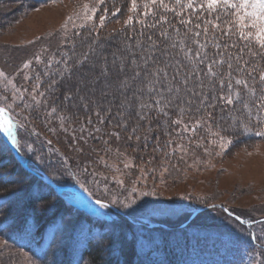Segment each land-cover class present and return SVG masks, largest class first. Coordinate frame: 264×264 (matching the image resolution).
<instances>
[{
    "label": "rangeland",
    "instance_id": "obj_1",
    "mask_svg": "<svg viewBox=\"0 0 264 264\" xmlns=\"http://www.w3.org/2000/svg\"><path fill=\"white\" fill-rule=\"evenodd\" d=\"M19 1L0 0V72L5 74L4 77H0V105L12 104L13 107L9 111L12 110L25 123L43 133L47 138L53 139L52 136H61L62 140L55 142L59 147H64L67 143L68 131L65 132L60 127V121L46 118V113L51 111L55 105L47 103L45 96L41 97L39 93L43 92L42 89L47 85L44 82L45 73L47 71L52 73V69L47 67L49 60L53 61L55 67L59 52L65 46L70 48L68 40L76 30L95 21V18L88 19V16L92 15L90 9L96 8V1L59 0L42 5ZM172 3L174 5V0ZM145 4L148 5L147 9ZM85 5L89 9L87 12ZM130 8H132V2H129ZM158 10L159 12L165 11L159 8L158 4L154 5L146 0L137 2L136 9L130 12L153 13ZM223 18V25L227 30L235 18ZM235 31L239 32V29ZM253 46H257L254 40L252 41ZM37 56L40 57L39 63L35 59ZM25 62H31L27 69L23 68ZM26 76L29 79H25ZM37 76L40 78V87L37 92L33 93ZM33 95L41 100L39 106H36L32 100ZM26 116L29 117L28 120L24 119ZM195 123L190 124L191 127ZM201 127L202 135L195 137L192 142H184L180 137H166L163 147L156 148L157 151H162L164 157L167 155L171 157L172 165L167 162L160 163L163 160L148 165L142 163L141 160H137L139 154L133 148L126 147L122 138L117 139L116 132L113 130L111 134L108 133L109 137L102 138V142H107V139L112 137L117 144V147H114L116 149L106 146L103 151L98 148L93 154L84 155L82 143H80L84 144V141L72 138L74 148H81L82 151L73 149L71 154L76 156L78 153V157H73L78 159V164L81 163L79 164L81 170L96 194L107 200L110 205L113 198L117 201L112 206L118 215V222L115 220V223L120 224L118 236H123L127 231L130 240L137 246L139 243L133 232L136 227L126 218L145 228L148 226L138 220L147 219L167 227L179 223L183 225L188 220V214L195 212L198 207L221 203L229 211L258 219L255 220L259 221L261 226L257 227L258 222L254 223L251 231L254 230V235L256 232L260 234L264 241V226L260 222V219L264 217V142L254 145L232 142L221 149L218 143H209L210 140L215 139L206 131L209 125L202 124ZM64 128H68L67 124H64ZM215 130L212 126V131ZM21 133L24 131L21 130ZM80 135L79 128L75 136ZM83 135L88 138V133L85 132ZM173 141L176 142L173 143ZM193 150L195 157L193 165L184 166L186 156ZM202 160L204 162L199 165L198 162ZM125 163L131 166L125 168ZM94 172L95 176L92 175ZM0 175L2 179L10 177L6 172ZM114 177L123 180V186L118 185ZM133 188L136 191L133 192ZM144 192L148 195H143ZM133 200L135 203H132ZM79 203L86 210H90L94 205ZM122 203L129 204V207H123ZM92 210L95 212L96 207H92ZM3 211L4 207L0 209V220L6 218L3 216ZM208 215L212 216L199 219L197 216L181 230L190 234L202 232L226 235L212 237L213 241L219 239L226 241L219 249L220 252L227 245L230 247L229 250L233 247L232 252L233 256H236V264H257L256 258L260 257V254L253 249L252 245L246 243L248 238L245 229L225 218L220 212L216 211ZM81 218L76 220L73 215H68L67 223L57 221L49 226L41 237L29 235L34 226L30 223L27 233L24 234L27 238L23 239L26 245H23L28 246L32 251L35 247L38 248V252L43 257V264H52L53 254L55 258L56 253L64 252V247L74 245L76 250L84 245L81 235L83 232L91 230L96 234L104 235L110 231L107 225H104L108 228L106 232L102 225H94L90 220ZM220 218L225 223L219 220ZM227 222L232 224H227ZM230 238L233 241L236 240L235 245L232 244ZM14 255H11L10 264L14 260ZM28 257L29 255H24L21 264H28ZM30 258L38 264L34 257ZM138 262L136 261L135 264ZM80 264L89 263L82 261Z\"/></svg>",
    "mask_w": 264,
    "mask_h": 264
},
{
    "label": "trees",
    "instance_id": "obj_2",
    "mask_svg": "<svg viewBox=\"0 0 264 264\" xmlns=\"http://www.w3.org/2000/svg\"><path fill=\"white\" fill-rule=\"evenodd\" d=\"M58 1L59 0H20L19 2H30L35 5H42ZM93 1H96L95 5L98 9L95 14V21L76 30L75 34L68 40L70 48L65 46L59 52L57 61L62 58L70 60L73 52L79 54L81 51H86L92 40L97 41L98 46H103L102 51L105 54H111L112 52L123 49L126 46H132L133 50H135L136 42L140 41L142 44H146L150 35L154 40L159 42L162 40V37L159 35L162 29L157 22L160 20L161 15H165L173 25H177L178 18L170 11L159 12L158 10L153 13H149L148 15L137 11V13L130 12L129 2H132V0ZM145 1L146 0H136V3ZM164 2L168 3L170 8L174 7L172 0H164ZM117 9H119V11H117ZM114 12L115 15H113ZM101 16L105 17L103 24H101L100 21ZM130 16L133 18L132 21L125 24V21L128 20ZM185 18H187V15H185ZM154 24H156L157 27H151V25ZM164 27L167 28L168 26L164 25ZM177 27L180 28L182 34L184 31L183 26L177 25ZM221 29L225 30L223 23L221 24ZM168 31L170 33L173 32L171 28H169ZM77 33L79 35H77ZM238 33L239 32L235 31V34L233 35L224 36L221 34L220 30H216L213 33L210 29L208 40H206L203 35L200 37L201 43L208 44V47L203 49V51H206L211 56L213 53L221 50L214 46L215 43L221 44L222 47L225 43H229L236 45V47L231 50L235 55L245 43H248L240 40ZM213 35L216 36L215 41L211 40ZM173 36L174 39L177 40L181 38L180 36H175V34H173ZM252 48L254 51H261L258 46H253ZM247 53L248 49H244V59L248 60L250 65L256 64L259 70H264V57L249 56ZM253 57L254 59H252ZM63 68L64 64L61 63L59 65L56 64L55 67L53 65L50 69H52L53 73ZM224 71H227L226 65L224 66ZM53 78L59 79L58 76H50L49 78V75H45V80L47 81L44 80V82H46L47 85L42 89L45 93L47 103H50L51 105L54 104L55 107L60 110L54 114L52 118L59 121V116L67 115L71 117V123H66L68 129H75V133L70 130L68 131V135L66 136L67 143L64 144V147H59L56 144L59 139L62 140L61 136H52L53 139L47 138L43 133H40L37 129L25 123L24 120L14 114L12 110L9 111V114L19 125H21L17 129L19 148L15 147L18 155L28 160L27 168L29 170L35 173H42V175L45 176L49 182L54 183L57 186L75 187L79 181L84 186H89L90 184L81 170L79 165L81 163L78 164V159L76 160V158H74L76 156L78 157V153L76 154L75 152L76 156L73 155L74 157L71 154V150L74 149V146L72 145L73 135L78 132V129L82 124L88 128V132L92 133V136L87 138V143L84 142L83 144V142H80L82 143L81 146L83 148L84 155H87L88 153H96L98 148L103 151L106 146L113 148L117 147V144H115V140L112 137L107 139V142H102V138L104 139L109 137L108 133L113 130L124 140L126 147L133 148L139 154L137 155V160H141V162L146 165L152 162L157 163L162 160L163 161L160 163L167 162L172 165L170 162L171 157L169 155L164 157L162 151L159 152L156 149L157 147H163L164 138L180 137V139H183L184 142H192L195 137H200L202 135L200 132L202 127L198 128L196 131L189 130L187 132H185L183 128L184 124H188L189 129H191L190 124L199 119V117L194 113V108L191 111V114L186 111L183 116L180 115L179 106L165 109V111L168 112L167 117L158 111L153 110L150 114V119L141 121L137 120L135 112H133L131 117L126 114L123 121H121L120 117L117 116L120 99H116L112 102L111 113L106 117V122L104 124H99L97 117L94 115V111L96 110L95 105H90V110L86 113L83 105L72 107L73 103L79 104L77 99L68 102V106L65 108L66 94L69 90L73 93L76 91L75 73H73L71 79L65 77V79L60 80L54 88H49ZM256 78L259 80V71L256 72ZM256 87L259 90V86L256 85ZM217 88H219V84H217ZM234 91L240 92V100H234L233 105L227 106L226 108L223 105L217 107L213 115V122L210 123L216 129L214 123L215 121H219V123L224 126H227L233 121L237 123L239 121H247L248 109L243 107V105L247 103L249 108L252 109L253 119L250 121L252 131L246 134H241L239 131L234 130L222 134L227 135L232 142H238L244 145H254L259 142H264V137L254 135L255 131L258 130L257 121L254 118L257 112L254 106L255 101L249 99L250 94H246L242 87L235 88ZM225 92H227V89H225ZM90 99L99 102L105 108L108 106L107 101L113 100L111 96H109L107 100H102L99 92H96V94ZM125 108H127V105H125ZM234 109H238L239 111H234ZM135 111H139L138 105L136 106ZM260 114L264 116V113ZM89 116H91L93 120V125L86 124ZM177 119L181 120L182 123L174 125L172 121ZM108 121L112 122L109 123ZM118 121L125 125L127 131L117 126ZM134 126L137 127L138 130L135 135L129 139V134ZM95 127H99L100 131H94ZM21 130H23L24 133H21ZM49 141H51V143H49ZM174 142L176 141H173V143ZM29 146H31V151H29ZM172 155H174V153H172ZM193 159H195L194 150L186 156L183 165H193ZM203 162L204 160L198 162V164L201 165ZM0 163V173L6 172L10 176L9 179H2L0 175V204L3 203V216L6 217L0 220V232H3L5 234V238L8 240V248L0 254V264H10V256L14 254L12 264H21L23 262L24 255L34 257L38 264H43V257H39L36 254V258L33 252L30 251V248L28 246H24L26 245V242H24V245L22 243V239L27 237H25L24 234H21L20 229L23 227L26 218L28 225L30 223L34 224V226H32V233L36 234L33 237H41L44 235L47 228L57 221L67 223L68 215H73L76 220L81 217L88 219L94 225L100 224L103 227L104 225L110 226L114 224L115 233H118L120 224L115 223V220L118 222L117 214L112 213L115 219L112 222L105 219L95 221L87 217L85 212L78 210L75 211L72 206L67 204L65 200L53 189L38 180L31 173L24 170L15 160L11 151L2 142L1 137ZM29 165H31V167H29ZM16 174L28 176L27 183L20 186V188H17L15 185L10 183V180ZM41 185L43 186V189L39 200L29 199V192L35 191V189ZM95 198L105 201V199L99 195H96ZM211 204L198 208L200 209ZM218 204L225 208V206L221 203ZM216 211L220 212L225 218L229 219L234 224L243 227L236 221V219L219 208L208 209L207 211L202 212L197 219L212 216L208 214H213ZM227 211L233 215H237L243 220L248 219L249 221H254L256 219L254 217H250V215L245 216L233 211ZM219 220L223 221L221 218ZM223 223L225 222L223 221ZM227 224L232 223L227 222ZM179 225L180 223L175 226H168L170 230L157 228L155 229V233L150 235L148 240L138 242L139 244H137V246L133 244L130 238H128L127 231L123 236H114L111 242L118 244L119 248L122 249V252L117 254L119 264H135L136 261H139L136 264H199L196 260L206 257L209 252L211 236L200 237L185 231L175 230L174 228ZM104 230L107 232L108 228L104 227ZM81 235L84 245L76 250L74 249V245L64 247V252L56 253L55 264H77V262L80 264L82 261L88 262L89 264H93V262L94 264H116L115 259L103 255L96 247L97 244L103 246L109 242L101 239L103 236L102 233L96 234L89 230L88 232H83ZM133 238H135V236H133ZM136 239L138 241L137 235ZM89 240L92 241L91 244L88 243ZM257 244L264 246V242L261 240H258ZM253 249H256L262 258L264 251L261 248H255V246ZM17 253L19 254L17 255ZM81 256L83 259H80ZM230 263L236 264V258H233Z\"/></svg>",
    "mask_w": 264,
    "mask_h": 264
},
{
    "label": "snow or ice",
    "instance_id": "obj_3",
    "mask_svg": "<svg viewBox=\"0 0 264 264\" xmlns=\"http://www.w3.org/2000/svg\"><path fill=\"white\" fill-rule=\"evenodd\" d=\"M157 2L159 8L164 9L166 12H173L175 17L178 18L177 25L183 26L184 29L182 34L177 25H173L165 15H161L160 20L157 22L162 29L159 33L162 40L159 42L150 35L146 44L137 41L135 50L132 46H126L111 54H105L102 51L103 46H98V42L92 40L86 51H81L79 54L73 52L70 60L62 58L55 62L57 65L64 64L63 69L53 73H45V75L51 77H59V79H52L49 88H54L65 77L71 79L73 73H75L76 91L73 93L69 90L66 94L65 108L68 106V102L77 99L79 104L73 103L72 107L83 105L86 113L90 110V105H95L94 115L97 117L99 124L106 122V117L111 113V104L116 99H120L117 116L120 117L121 121H123L126 114L131 117L133 112H135L137 120L141 121L150 119L153 110L167 117L168 112L165 109L179 106L180 115L183 116L186 111L191 114L194 108V113L199 119L191 129H189L188 124H184V131H196L202 124H208L209 127L206 131L215 138L210 140L209 143H218L223 149L231 144L232 140L222 133L235 130L241 134H246L252 131L250 123L253 119L252 109L249 108L247 103L243 105L244 108L248 109L247 121H239L238 123L233 121L227 126L215 121V131H212V124L210 123L213 122V115L217 107L223 105L226 108L233 105L234 100H240V92H236L234 89L242 87L246 94H250L249 99L255 101L254 106L257 112L254 118L257 121L258 130L255 131L254 135L264 137V116L260 114L264 113V70H259L256 64L250 65L249 61L244 59V49H248L247 54L249 56L264 57V0H174L175 6L172 8L164 0H151L154 5ZM145 8H148L147 4H145ZM135 9L136 0H132V8L129 11ZM85 10L86 12L89 11L87 5H85ZM90 11L92 15L88 16V19H94L98 9L92 8ZM148 14L149 12H145V15ZM113 15H115V12ZM185 15H187V18H185ZM223 17L235 18L234 22L229 24L227 30L221 29V24L224 22ZM132 19L130 16L125 24L131 22ZM104 20L105 17L101 16V24ZM164 25L168 27L165 28ZM151 27H157V25L154 24ZM169 28L173 30L172 33L168 31ZM237 28L239 29V39L248 43H245L235 55L231 50L236 45L229 43H225L223 47L221 44L215 43L214 46L221 50L211 56L203 51L208 47V44L201 43L200 37L203 35L208 40L210 29L213 33L220 30L222 35L229 36L235 34ZM173 34L181 38L179 40L174 39ZM77 35L79 34L77 33ZM211 40L215 41L216 36L213 35ZM253 40L261 51L253 50L251 44ZM35 59L38 63L40 62L39 56ZM30 63L25 62L23 68H29ZM225 65L227 66L226 72L224 71ZM47 67H53L52 60H49ZM257 71H259V80L256 78ZM4 76L5 74L0 72V77ZM25 79H29V77L26 76ZM36 80L37 83L33 87V93L37 92L40 87L39 76L36 77ZM9 83H12V81H9ZM217 84H219V88H217ZM256 85L259 86V90ZM225 89H227V92H225ZM96 92L100 93L102 100H107L109 96L113 98V100L107 101V108L90 99ZM39 95L43 97L45 93L41 92ZM32 100L36 106L41 104V100H38L35 95L32 96ZM125 105H127V108H125ZM137 105L139 111H135ZM12 107V104L0 105V133H3L14 147L19 148L16 130L21 125L8 114L9 109ZM58 111H60L58 108L53 107L51 111L46 113V118L51 119ZM234 111L239 110L234 109ZM58 118L60 127L65 132L70 130L75 133L74 128H64V124L71 123V117L61 115ZM24 119L28 120L29 117L26 116ZM108 122L111 123L112 121ZM172 123L174 125L181 124L182 121L177 119L173 120ZM86 124L93 125L91 116L87 119ZM117 126L127 131L125 125L119 121ZM137 130V127L134 126L128 138L131 139ZM94 131L99 132L100 128L95 127ZM80 132L79 137L73 135V140L79 139L87 143V138L83 133L87 132L89 138L92 133L88 132V128L83 124L80 127ZM115 135L117 139L120 138L118 133H115ZM29 151H31V146H29ZM74 151H82V149L74 148ZM130 166L128 163L124 164L125 168ZM85 171H87V168H85ZM92 175L95 176L96 173L94 172ZM114 179L118 185L123 186V180L116 177ZM27 180L28 176L16 174L10 180V183L18 188L26 184ZM42 189L43 186L41 185L35 191H30L29 199L39 200ZM132 191L134 192L136 189L133 188ZM142 194L148 195L147 192ZM111 203L116 204V199L113 198ZM132 203H135V201L133 200ZM96 204L102 209L108 207V204L100 199L96 200ZM122 206L127 208L129 204L122 203ZM2 208L3 205H0V209ZM28 227L26 218L23 227L20 229L22 235L27 232ZM109 228L110 231L101 237L102 240L109 242L103 246L97 244L96 247L103 255L115 259L116 264H119L117 254L121 253L122 249L119 248L118 244L111 242L112 238L117 235L114 224L110 225ZM35 234L30 233L29 235L34 236ZM88 243L91 244L92 241L89 240ZM7 248L8 240L5 238V234L0 232V253H3ZM80 259H83V257L81 256ZM27 260L28 264H35V261L30 257ZM256 261L257 264H264V260H261L259 256ZM52 264H55L54 254Z\"/></svg>",
    "mask_w": 264,
    "mask_h": 264
},
{
    "label": "water",
    "instance_id": "obj_4",
    "mask_svg": "<svg viewBox=\"0 0 264 264\" xmlns=\"http://www.w3.org/2000/svg\"><path fill=\"white\" fill-rule=\"evenodd\" d=\"M9 149L11 150L12 154L15 156V158L17 159V161L20 160L19 156L16 154V152L11 148L10 143H7Z\"/></svg>",
    "mask_w": 264,
    "mask_h": 264
}]
</instances>
